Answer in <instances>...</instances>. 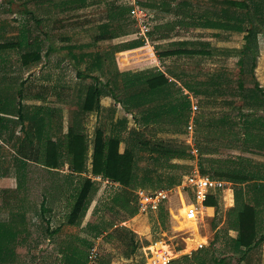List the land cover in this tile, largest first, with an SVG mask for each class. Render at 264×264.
Segmentation results:
<instances>
[{"label": "rangeland", "instance_id": "rangeland-1", "mask_svg": "<svg viewBox=\"0 0 264 264\" xmlns=\"http://www.w3.org/2000/svg\"><path fill=\"white\" fill-rule=\"evenodd\" d=\"M136 1L148 4L150 7L153 6L150 8L153 13H149V17H151L149 22L152 21L151 33L148 36L149 43L139 38L140 25L131 16L125 21L112 25L113 30H116V38L107 40L103 37L106 32L105 26L109 24L112 13L123 6L131 7L134 0H85L84 4H80V0H0V42L23 43L22 47L0 51V88H10V90L16 91L23 87L25 97L23 102L26 108L32 110L34 106L40 105L52 108L55 111L54 123L64 133L72 126L75 113L81 110L88 87L98 83L95 79L88 78L87 75L101 80L102 83L99 86L106 93L105 84L109 83L119 96L123 94V78L119 74L118 65L123 63L135 62L139 64V69H136L134 73L137 76V83L141 82L142 85L139 84L133 93L146 90L144 80L149 77L151 72L157 71L163 72L170 80L169 89L173 95L180 90L179 85L185 88V83H195L199 87L198 89L203 92L201 95L196 96L186 88L183 91L185 95L193 98L194 107L198 108L195 113L191 110L186 132L170 129V126H165L164 123L151 124L148 128H139L135 125L133 117L128 115L121 105H116L111 96H104L101 110L91 112L85 119L86 132L92 149L94 135L98 129H102L107 136H114L116 132H120L124 139L121 152L127 147L145 148L140 145L143 140H150L152 143L164 141L171 146L185 145L188 147V152L194 159H162L165 161L160 162L154 160V158H158L157 155L150 156L149 147L146 152L139 153L137 158L139 177L144 178L147 186L151 181V185L168 187L169 182L176 178H181L180 181H183L186 175L193 172L198 165V149L210 151L211 155L217 156L216 158L225 153L232 158L242 154L240 152L242 146L233 142L230 134L225 133L222 136L216 132V129L229 128L231 124L239 122L240 108L237 104L243 99V90L240 85L243 84L244 90L254 89L256 81L260 78L259 73L264 76L263 63L260 61L261 52H264V33L259 35L260 49L256 70L253 69L254 60L249 59L243 64L244 75H241L240 64L244 57L241 52L246 48L244 34L209 26L227 22L222 17L224 14L217 16L213 12L215 8H222L221 1L239 0H186L190 6H181L182 14L180 15L166 13V8H174L185 0ZM172 24L175 26L172 27ZM138 41L144 42V46L136 48L130 46ZM180 50L198 52V54L193 56L186 54L163 55L166 52ZM34 52H38L42 59L29 66H24L22 56ZM173 77H177L180 84L174 82ZM22 83L25 85L22 86ZM177 84H179L178 87ZM258 84L261 85L259 81ZM149 108H155V104L150 105ZM247 111L249 110H242L243 113ZM254 114L259 116L264 113L258 111ZM224 116L228 118L225 122H223ZM122 120L128 121L126 130L121 129L118 125ZM197 120H201V125H210V128L206 129L202 135L200 131L197 134V126L201 127L196 124ZM192 124L194 137L190 145L187 132ZM208 133L209 135H207ZM193 150L196 155L192 154ZM253 154L245 155L261 158L257 153ZM206 157H208L207 160L212 159L209 154ZM0 158H9L8 163H5L4 168H0L1 170L9 173L15 172L14 160L16 158L10 145L0 146ZM164 164H178L182 168L168 169ZM204 164L205 168L210 169L209 163L204 162ZM44 176H40L39 173L34 179L33 187L39 193L43 191L38 187L41 183H46L44 189L49 185L50 180L46 181L43 179ZM55 177L56 179H54ZM62 177L53 176L54 183L48 190L52 192L51 202L63 201V204L57 205L58 208L54 210L55 225H52V228H56L63 222L61 224L63 232L61 236L53 237L52 243H44L46 247L43 249L55 242L56 249L60 253L64 245L62 244L63 239L66 238L69 244L75 237H82L98 248L99 258L94 264H146L147 255L143 249L148 242L151 244L156 239L165 240L174 251L180 249L181 245L189 243L190 239L185 240V237L190 233L178 237L179 232L176 230L179 228H174V226L184 225L189 232L190 230L194 232L195 238L206 236L210 239V245L200 253L198 252V258H207V264H213L214 257L228 256V252H232L227 230L222 228L216 234V230L221 226L223 210L226 207L223 194L220 195L222 206L221 217L218 221L210 226L212 221L206 217L200 226L195 225L194 227L196 219L193 209L183 211L182 217L186 222L182 220V223L181 221L177 223L176 218L170 216L163 221L160 212L162 208L158 213L149 216V221L143 217H126L118 209L113 211L112 205L107 206V203L119 189L113 184H105L102 179L100 182L96 180L98 191L92 195L93 202L87 216L76 226H70L66 224L67 216L72 207V195L77 183L71 179L73 192L70 194L69 191H66L67 188H70L67 186L70 181L64 185L65 179ZM131 193L133 196V190ZM39 197L33 195L29 198L31 201L37 202ZM210 199H216V195H210ZM195 204H197V200ZM164 207L167 210L169 204ZM36 221L40 223H35L34 231L39 236L42 233V237H48L43 222L40 219ZM108 223L113 225L109 226ZM125 223V226L120 227ZM115 225L119 226L116 230L114 229ZM99 229L105 230L107 233L94 238V232ZM113 229L115 230L112 235L114 237L108 242L104 237L113 232ZM130 236L135 239L133 240ZM213 239H215L214 243ZM60 240H62L61 243ZM135 240L138 245L135 254L133 253L132 261L124 262L123 255L125 254L123 253L130 254ZM199 240L201 241V239ZM206 242L203 239V242L200 243L206 244ZM41 245L39 243L37 246ZM61 260H59L60 262L57 260V263L63 264ZM24 261L26 264H52L53 260H42V263L39 260L36 262ZM173 261H177L174 264H199L198 259L194 257L190 261L181 258H176ZM228 261V264H235L233 261L236 260L228 257Z\"/></svg>", "mask_w": 264, "mask_h": 264}, {"label": "trees", "instance_id": "trees-1", "mask_svg": "<svg viewBox=\"0 0 264 264\" xmlns=\"http://www.w3.org/2000/svg\"><path fill=\"white\" fill-rule=\"evenodd\" d=\"M82 3L84 4L85 0H80V4ZM220 4L222 8H215L213 12L217 16L224 14L222 17L227 22L225 24H210L209 26L244 34L246 48L241 52L244 57H242L240 64V73L244 75L243 64L249 59L251 61L254 60L253 69L256 70L257 58L259 57V35L264 33V0L221 1ZM139 5L145 12L153 13L150 9L153 6L150 7L148 4L141 2ZM181 6L186 7L190 6V4L185 0L174 8H166V13L180 15L182 14L180 12ZM131 11L132 7L128 5L119 8L115 12L111 11L113 12L112 17L109 24L105 26L106 32H104L105 35L103 37L107 40L116 38V30H113L112 25L129 19ZM171 26L174 27L175 24ZM22 46V42H0V51ZM130 46L133 48L142 47L144 46V42L138 41L132 43ZM182 54L193 56L198 54V52L180 50L166 52L163 55ZM41 59V55L38 52L27 53L22 56V63L24 66H29L31 63L39 62ZM118 67L119 74L123 78V94L119 96L109 83L105 84L107 93L104 92L99 86L102 83L101 80L87 75L88 78L95 79L98 83L88 87L81 110L75 113L72 126L69 128L68 133L63 136L58 135L59 128L54 123L55 111L52 108L34 106L32 110H28L23 102L25 98L23 87L16 91H12L10 88H0V140L10 145L15 153L18 188L33 187L36 174L40 173V176H43L42 172L58 171L68 165L71 178L77 183L72 195V207L67 216V224L70 226H76L87 216L91 208L93 202L92 195L98 191L97 182L92 177H101L114 186L118 185L117 189L119 191L109 198L110 202L107 203V206L111 204L113 211L118 209L126 217L134 218L139 215V210L136 205V198L134 195L132 196V190L133 192L139 189L155 191L173 188L182 183L180 181L181 178L177 179L175 177L176 179L174 180L170 179L173 181L169 182L168 187L151 185V181L149 182V186H147L143 180L144 178L139 177L137 174L139 165L137 158L139 153L146 152L148 150L147 147H149L148 152L151 154L150 156L155 157L157 155L158 158H154V160L160 162L193 158L188 152L189 148L184 144V146H171L164 141L152 143L150 140H143L140 142V145L145 148L141 149L139 146L135 148L127 147L124 152H121V145L124 143V139L120 135V132H116L114 136H107L102 129H98L95 132L93 153L91 158L89 157L90 141L86 134L85 119L91 112L101 110V100L104 96H111L116 105H121L125 112L133 117L135 125L139 128H148L151 124L164 123L165 126H170V129L186 132V128L189 125L192 102L189 96L185 95L182 90H179L175 95L170 92V81L163 72H151L149 77L144 80L146 90L133 93L141 83H137V76L134 73L136 69H139V64L130 62L119 64ZM24 85L22 83V86ZM185 88L196 96L203 93L195 83H185ZM240 88L243 90V99L237 104L240 108V113L238 114L239 122L231 124V128L220 127L216 129V132L222 134V136L225 133L230 134L233 139L232 141L240 143L245 151L263 153L264 114L258 116L254 113L258 111L264 113V97L260 96V93L264 94V90L259 87L258 83L255 89L244 90L243 84L240 85ZM153 104H155V108H149ZM246 109L249 111L243 113L242 110ZM226 118L227 116L223 117V122L227 121L228 118ZM200 122L201 120H197L196 124L201 125ZM127 123V120H122L118 125L121 129L126 130ZM209 128L210 125L207 126L206 124H202L200 128L197 126V134L200 131L202 135ZM198 153V169L201 174L213 180L225 179L233 183L232 190L230 191L231 209L228 214L227 231L235 232L237 236L236 238L229 237L232 252H228V256L214 257L213 264H228V257H231L238 263H242L249 253L264 242V218L263 221L259 219V210H262L264 214V176L261 175L257 168L251 169L253 165L246 163V161L237 164L235 161L227 159L229 157L223 155L220 156L223 159L207 160L206 158L208 157L206 155L210 154V151L198 149ZM204 162L209 163L210 169L205 168ZM216 164L219 165L218 168H216ZM164 165L166 168L173 170L182 168L178 164ZM37 170L38 173H36ZM88 175L92 177L90 178ZM51 196L52 194H44L40 198L44 197V199L50 201ZM193 203L194 197L189 191L183 194L182 197H174L169 204V208L166 210L165 207H162L160 211L163 221L170 216L171 218H176L177 223L179 221L182 223L181 210ZM48 204L49 202H43V213L51 211L50 208H46ZM206 206L217 208L218 202L216 199H210L206 203ZM108 225L112 226L113 224L108 223ZM181 227L174 226L175 229L179 228V230H176V232H179L178 237L185 236L186 234ZM22 229V225L19 223L0 225V263H16L14 255L15 242ZM59 231H61L60 228ZM114 231L104 237L108 242L114 237L112 236ZM105 233H107L105 230L99 229L94 232V238L100 237ZM130 237L133 239V236ZM187 239H189V235L185 237V240ZM199 239L195 238V242H192L191 246L197 245L198 242L196 240ZM131 243L133 242L131 241ZM137 245L138 242L134 241L133 252L137 249ZM147 245H149V242ZM185 245H181L180 247H184ZM92 247L93 243L89 240L75 237L68 244L67 256L63 257L61 261L63 264H89ZM193 257L198 259L199 264H207V258H198V252L194 253L192 257H183L181 259L190 261ZM177 261L171 264L177 263Z\"/></svg>", "mask_w": 264, "mask_h": 264}, {"label": "crops", "instance_id": "crops-1", "mask_svg": "<svg viewBox=\"0 0 264 264\" xmlns=\"http://www.w3.org/2000/svg\"><path fill=\"white\" fill-rule=\"evenodd\" d=\"M259 49H260V47H259ZM261 53H262V56L260 57V61H261V63H263V70H264V55H263L264 52H261ZM259 75H260L259 76L260 78H258V81L261 83V85H259V87L262 90H264V76H261L260 73H259ZM172 80L176 83H179L177 81V77H173ZM258 81H256V82L258 83ZM179 84H177L176 86L178 87ZM179 86H180V91L185 90V88L182 85H179ZM249 89H251V88H249ZM263 95H264L263 93L262 94L260 93V96L264 97ZM101 106H103L102 100H101ZM45 107H48V106H45ZM85 127L87 128L86 124H85ZM68 129H66L65 131H67V132H64V133L62 130L58 129L59 130L58 135L63 136L64 134H67L69 131ZM86 131H87V129H86ZM86 134H87V132H86ZM54 139H55V137H54ZM89 141H90V139H89ZM237 144H240V143H237ZM0 146H8V144L4 143L3 140H0ZM92 150L93 149L90 146V155H89L90 158H91V155L93 153ZM122 152H124V150ZM240 152L242 154L236 156V158L229 157L228 156L229 154H226V153L224 155L223 154L222 155L229 157L227 159H231V160L235 161L237 164L242 163L243 161H246V163L253 165L251 167V169L257 168V170L261 173V175L264 176V152L263 153H260V152L257 153L258 155H260L259 157H261V158H252L250 156L247 157L245 154H251V155H254V154H253V152L245 151L243 146L240 148ZM209 156H210V158H212L214 160L223 159L220 157L216 158L217 156H215L213 154L211 155V153L209 154ZM240 157H242V158H240ZM8 159L9 158H0V166H1L0 168H4V164L8 163ZM15 161H16V159L14 160V164H15ZM39 167L42 168L41 166H39ZM218 167H219V165L216 164V168H218ZM64 168L61 170H58V171H48V172H46L47 174L45 172H42V174L45 175L44 179L46 181L50 180L49 185L46 186L45 189H44V186L46 185L45 182L41 183V185L38 186L39 188L43 189L42 193H39V191L34 189V187L18 188V179H17L16 168H15V172H11V173L6 172L3 169L2 170L0 169V225H3V224L13 225L14 223H19L22 225V228H23L21 233L19 234V236L17 238V241L15 242V252H14L15 253L14 255L16 258L15 264H20L21 260H23L22 261L23 264H26V262L24 260H28V261L32 260L34 262H36V260H39L41 263H42V260H53V261H51L52 264H58L57 260L59 261L63 257L67 256L68 241L66 240V238L63 239V242H62V240H60V243L62 242V244H64L63 248H61V250H60L61 251L60 253L56 249L55 242H53V244H50L48 248L43 249V247H46V245L44 243L51 242L53 237H56L57 235L61 236V234L63 232V229H61V227H62L61 224H63V222L58 227L52 228V225H55V223H54V221H55V213L54 212L55 211L54 210H56V208H58L57 205L61 206L63 204V201L51 202L49 200L44 199V197H41V201H40V197H39L37 202H35V201H31L29 198L30 196H33V195L41 196L44 194H52L51 190H48V189L54 183L52 180L53 176H57L58 178L63 176L65 179L63 182L64 185L68 184V181H70L69 185H67L70 188H67L66 191H69L70 194H72V192H73V189H72L73 188L72 187L73 181L72 180L73 179L71 178L72 176L69 173L68 165H66ZM196 168H198V165L196 166ZM59 174L61 176H58ZM46 175H47V177H46ZM88 177L91 178L92 176L88 175ZM100 178L101 177H98V178L92 177V179L94 181H96L95 179H100ZM54 179H56V177ZM223 181L229 183L231 185V188L233 187V183H231L230 181H226L225 179H223ZM66 195H68V194H66ZM227 195L228 196L226 198H224L225 203H226V207L223 210V217H222V221L220 223L221 226L216 230V234L222 228L225 229V231L228 229L227 220H228L229 211L231 209L230 191L227 193ZM43 202L44 203L49 202V204L47 205L48 207H46V208H50L51 209L50 212H47V213L42 212ZM219 206L217 208H215V207H203L204 212H206L207 216H209V219L213 222V224L218 221L219 217H221V212H220L221 206H222L221 200H220ZM259 211H260L259 219H260V221H263L264 214L262 213V210H259ZM139 217L147 218V220L149 221V217H147V216H144V215L137 216V218H139ZM37 219H40L43 222V224L46 228V234L49 235L48 237H46V238L42 237L41 236L42 233H40V236H39V234H37L34 231L35 223L36 222L40 223V222L36 221ZM213 224H212V226H213ZM125 225H126V223L122 224V226H125ZM65 226H63V227H65ZM59 228L61 229V231H59ZM116 228L118 229L119 226L117 227L115 225L114 229H116ZM114 229H113V231H114ZM57 231H59V232L56 233ZM226 232L229 234V236L231 238H236V236H237V234L235 232H232V231L229 232V230ZM190 233L195 235L194 232H192L191 230H190ZM214 240L215 239H213V242H214ZM117 241H118V239H117ZM71 242L72 241H70V243ZM39 243H41L42 245L38 247L37 245H39ZM194 246L195 245H193V247ZM136 250L134 252L130 251V254L129 253H123V254H125V255H123V257H125V259H123L124 262H127V261L131 262L133 253L135 254ZM233 263H235V264H264V242L258 248H256L251 253H249L247 255L245 261H243L242 263H238L236 261H233ZM0 264H3V263H0ZM5 264H7V263H5Z\"/></svg>", "mask_w": 264, "mask_h": 264}, {"label": "built area", "instance_id": "built-area-1", "mask_svg": "<svg viewBox=\"0 0 264 264\" xmlns=\"http://www.w3.org/2000/svg\"><path fill=\"white\" fill-rule=\"evenodd\" d=\"M132 11H131V17L136 20L140 25V33H138L139 38L143 41H146L149 43L148 36L151 33L150 26H152V21L149 22V13L145 12L141 9L139 2L134 0L132 4ZM187 93V92H186ZM192 104L191 110H193V113L196 112L198 109L195 106L193 98L189 97ZM188 135H189V141L191 145V141H193V135H194V126L193 124L189 126L188 129ZM193 155H196V152L192 151ZM99 180L100 179H95ZM105 184H111L108 181H105ZM116 188H118V185H115ZM231 185L221 179H211L208 176H204L200 173L198 168H195L193 172H191L188 176L184 178L182 183L180 185H177V187L169 188V189H160L155 191H149L146 189H139L134 192V196L136 198V205L139 210V215L144 216H151L153 214L158 213V211L170 204L171 200L174 197H182L183 194H185L187 191L191 192V194L194 197V203L190 206L184 207L181 210V216L183 214V211L186 209H193L194 217L196 219L195 224L193 225H201L202 222L205 221L207 216L206 212H204L203 207H207L206 203L209 200L210 195H216V201L218 202V206L220 205V195L223 194L224 198L227 197V193L230 191ZM197 200V204H195ZM183 222L185 221V218L182 217ZM186 222V221H185ZM213 222L210 223V226H212ZM188 226V225H187ZM122 227V225H121ZM181 229H183L186 233H190L188 231V228L184 225H182ZM205 229V228H204ZM192 233L189 234V243L182 246L180 249H176L175 251L168 246V242L165 240H154L151 242V244L144 247V251L147 255V263L146 264H171L174 262L173 260L176 258H183V257H192L194 253L199 252L205 248H207L210 245V239L206 238V236L200 237V240H196L198 242L197 245L191 247L192 242H195V236ZM203 239H205L207 242L206 244L200 243L203 242ZM99 258V252L98 248L93 246L90 250V260L89 264H94Z\"/></svg>", "mask_w": 264, "mask_h": 264}]
</instances>
